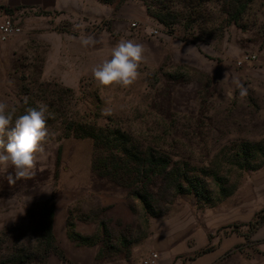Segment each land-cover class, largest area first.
I'll use <instances>...</instances> for the list:
<instances>
[{
  "label": "rangeland",
  "instance_id": "obj_1",
  "mask_svg": "<svg viewBox=\"0 0 264 264\" xmlns=\"http://www.w3.org/2000/svg\"><path fill=\"white\" fill-rule=\"evenodd\" d=\"M77 1L58 11L0 0V23L11 17L21 27L0 40V101L21 113L39 102L50 109L45 154L31 174L12 183L15 169H0V259L25 246L34 259L24 264H44L27 212L53 200L97 239L79 247L61 230L57 241L78 264H144L152 254L157 264H264V166H236L247 144L264 142V0L241 26L227 22L220 0ZM84 34L97 43L81 46ZM122 38L143 44L141 75L127 88L100 87L91 69ZM89 126L119 129L141 153L168 156L177 175L203 181L204 196L179 194L172 177L146 167L129 175L119 155L77 137ZM135 190L152 194L160 215ZM47 264L65 263L52 254Z\"/></svg>",
  "mask_w": 264,
  "mask_h": 264
},
{
  "label": "trees",
  "instance_id": "obj_2",
  "mask_svg": "<svg viewBox=\"0 0 264 264\" xmlns=\"http://www.w3.org/2000/svg\"><path fill=\"white\" fill-rule=\"evenodd\" d=\"M202 1L199 5L203 3H208L212 0H200ZM224 8V13L227 17V22L229 24H235L241 26L245 17L247 16L251 5L256 0H220ZM163 13H157L156 18L159 22L166 23ZM171 14V13H170ZM69 133L65 134V138H70L73 136V127L70 125L68 128ZM78 138L80 139H92L96 146L105 147L111 152L110 155L120 156L122 161H127V171L129 175H132L131 169H136L139 167H146L149 171L153 172L154 175H159L160 177H172L174 180L173 188L177 193H193L199 198L204 196L203 191L205 187L203 186V181L199 179L190 178L189 175H177L176 171L171 169V158L166 155L156 156L153 153H141L137 141L131 139L127 134L123 133L119 129L110 128H97L95 126H89L88 128H80L78 131ZM116 153V154H115ZM61 154V148L59 149V159ZM112 156V157H113ZM239 166L241 170L244 171H254L262 168L264 166V142L247 144L244 153L240 156ZM147 170V171H148ZM146 171V172H147ZM204 172V171H203ZM107 175L110 172H106ZM105 173H101L104 174ZM198 178V177H197ZM214 182L222 190H224L222 185V179L219 177L218 173L214 174ZM134 194L140 199L146 211L153 216L160 215L155 211L154 207V197L148 191L141 193L135 190ZM230 193L225 194V197L229 196ZM55 202L53 200H47L44 202L36 203L29 208L27 215L29 218V226L38 235L39 243L37 251L44 264L48 263L49 257L54 254L59 257L64 263H72L67 259V256L63 249L60 247L55 231H54V218H55ZM85 218H88L87 216ZM258 223H264V214L262 219ZM101 228L104 232H107L105 223H101ZM68 237L77 242L80 245L86 246H96L98 244L95 237L83 236L76 231V225L72 221L68 220L67 223ZM1 249V243H0ZM33 251L31 248H24L14 251V255H9L8 258L0 259V264H24L31 262L34 258L32 257ZM207 252V251H204ZM100 254V252H99ZM1 256V254H0ZM39 257L35 258L37 260Z\"/></svg>",
  "mask_w": 264,
  "mask_h": 264
},
{
  "label": "clouds",
  "instance_id": "obj_3",
  "mask_svg": "<svg viewBox=\"0 0 264 264\" xmlns=\"http://www.w3.org/2000/svg\"><path fill=\"white\" fill-rule=\"evenodd\" d=\"M79 39L83 47L97 43L90 34ZM144 53L143 44L122 38L110 49L109 58L92 67L94 81L100 87L127 88L133 85L141 75ZM238 88L240 97L247 95L242 84H238ZM228 96L231 98L232 93L229 92ZM49 113V106L44 102L21 113L15 106L0 101V169L6 170L9 166L15 169V177L8 176L9 182L28 177L38 160L43 158L44 145L49 138Z\"/></svg>",
  "mask_w": 264,
  "mask_h": 264
},
{
  "label": "crops",
  "instance_id": "obj_4",
  "mask_svg": "<svg viewBox=\"0 0 264 264\" xmlns=\"http://www.w3.org/2000/svg\"><path fill=\"white\" fill-rule=\"evenodd\" d=\"M17 1H18V5H19V1H20V2H23V4H25V5L26 4H29L31 6H34V5H42L46 9H56L58 11H67L71 7H73L72 6L73 4H75L76 2H78L77 0H17ZM65 215L66 214L59 213L58 212V209H57V206H56V208H55V218H54V231H55V235H56L57 240H59V235L61 234V230H63V232H65V234L67 235L68 240L74 242L79 247H89V248L96 247L97 245L96 246L80 245V244H78L77 242L71 240L68 237V231H67V223H68V221H67V218H66ZM77 229H76V231L79 232L80 234H82L83 236H88V233L87 232H83V231H81L79 229L77 230ZM67 259H68V257H67ZM70 262H72V261H70ZM72 263H75V262H72ZM65 264H67V263H65ZM76 264H78V263H76Z\"/></svg>",
  "mask_w": 264,
  "mask_h": 264
},
{
  "label": "built area",
  "instance_id": "obj_5",
  "mask_svg": "<svg viewBox=\"0 0 264 264\" xmlns=\"http://www.w3.org/2000/svg\"><path fill=\"white\" fill-rule=\"evenodd\" d=\"M21 32V27L18 23L11 17H6L0 23V40L8 41L12 37L18 35ZM158 255L152 254L149 259L144 261V264H157Z\"/></svg>",
  "mask_w": 264,
  "mask_h": 264
}]
</instances>
